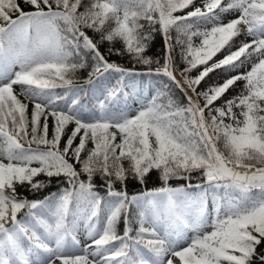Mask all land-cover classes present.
<instances>
[{
	"label": "snow or ice",
	"instance_id": "snow-or-ice-1",
	"mask_svg": "<svg viewBox=\"0 0 264 264\" xmlns=\"http://www.w3.org/2000/svg\"><path fill=\"white\" fill-rule=\"evenodd\" d=\"M0 264H264V0H0Z\"/></svg>",
	"mask_w": 264,
	"mask_h": 264
},
{
	"label": "trees",
	"instance_id": "trees-1",
	"mask_svg": "<svg viewBox=\"0 0 264 264\" xmlns=\"http://www.w3.org/2000/svg\"><path fill=\"white\" fill-rule=\"evenodd\" d=\"M22 7H25V10H29L26 6L22 5ZM162 41H160L159 37L157 36V39H156V42H155V46L152 47L150 46V48L148 49L147 51V55L149 56H153L155 58L156 55H159L161 60L163 59V53H162ZM109 45L105 44L103 46V49L104 51H106V49L108 48ZM116 48H119L121 47L120 43L117 42L115 45H114ZM112 60H119L121 63H126V60L125 58H121V57H116V56H112L111 57ZM78 77L83 80L84 78H86L87 76V70H84V71H81L79 72L78 74ZM155 79H159V78H155ZM195 175V174H194ZM42 178V177H41ZM193 182H196L195 180ZM96 183L99 184L100 183V180H99V177L96 178ZM174 185L175 184H179V183H183V181H173L172 182ZM65 185L63 184H60L58 181H56L55 179L53 180V184L50 188L48 189H45L44 192L40 193L39 194V198H42L44 195H47L49 192H56L59 190V188L61 187H64ZM151 183L149 184V187H151ZM19 191L23 192L25 195H28V193L26 192L25 189H18ZM101 194L103 195L104 192H103V189H101Z\"/></svg>",
	"mask_w": 264,
	"mask_h": 264
},
{
	"label": "rangeland",
	"instance_id": "rangeland-1",
	"mask_svg": "<svg viewBox=\"0 0 264 264\" xmlns=\"http://www.w3.org/2000/svg\"><path fill=\"white\" fill-rule=\"evenodd\" d=\"M218 80V77L215 75V74H212L210 80L208 81L209 83H212L213 81H217ZM205 87V85H201V88ZM239 87V85L237 86ZM234 93L232 91H230L228 93V96H232Z\"/></svg>",
	"mask_w": 264,
	"mask_h": 264
}]
</instances>
